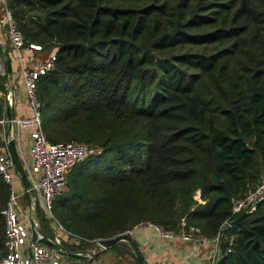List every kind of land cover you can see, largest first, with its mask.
<instances>
[{
	"label": "trees",
	"instance_id": "obj_1",
	"mask_svg": "<svg viewBox=\"0 0 264 264\" xmlns=\"http://www.w3.org/2000/svg\"><path fill=\"white\" fill-rule=\"evenodd\" d=\"M9 3L24 46L54 49L37 81L47 139L99 148L54 198L62 226L90 240L141 221L222 231L213 264H264V202L224 226L264 175V0ZM5 106L0 95V119ZM9 193L0 175V257Z\"/></svg>",
	"mask_w": 264,
	"mask_h": 264
},
{
	"label": "built area",
	"instance_id": "obj_2",
	"mask_svg": "<svg viewBox=\"0 0 264 264\" xmlns=\"http://www.w3.org/2000/svg\"><path fill=\"white\" fill-rule=\"evenodd\" d=\"M0 1L3 7L7 38L20 60V73L26 90L27 103L33 111L29 122L34 126L30 133L31 145L28 157H25L21 147L19 130L24 120L12 119V136L16 141L30 183L29 188L24 187L17 172L15 174L14 163L7 147V127H3L0 133L3 141L0 147V175L10 185L9 197L2 210L4 216V253L0 257V264H60V257L66 253L46 244L43 241V236L56 243L61 249H64L62 247L63 236L70 238L75 244L80 242L94 244L95 240L78 236L62 226L52 213L54 198L65 190L67 174L71 168L83 158L98 153L99 148L96 145L81 141L51 142L47 139L41 125V103L38 99L37 81L40 75L54 67L55 55H49L34 68L24 64L20 55V51L24 47L23 34L13 16L9 0ZM28 46L30 49L40 48V45L36 43H29ZM0 123L5 124V118L0 119ZM16 177L19 179L22 188L15 190L13 179ZM26 197L28 198L27 201ZM194 197L202 201L199 192H196ZM263 198L264 176L254 188L248 190L243 196L233 199L232 213L238 214L251 209L256 202ZM38 199L52 219L55 230L61 232L62 235L55 234L50 237L44 232L35 210ZM142 224L153 226L163 237L173 238L176 236L174 232L166 231L161 226L148 221H141L136 225ZM195 231L197 228L190 227L189 231L184 232L181 237L189 239ZM82 255L85 259L90 258V254L87 252L82 253ZM71 264H86V262L81 258H76Z\"/></svg>",
	"mask_w": 264,
	"mask_h": 264
},
{
	"label": "crops",
	"instance_id": "obj_3",
	"mask_svg": "<svg viewBox=\"0 0 264 264\" xmlns=\"http://www.w3.org/2000/svg\"><path fill=\"white\" fill-rule=\"evenodd\" d=\"M3 17V7L0 1V75L5 76L6 79L4 81V90H0V95L5 100V105L6 91L11 95L13 118L24 120L19 127L20 141L23 153L25 157H28L31 145L30 133L34 128L29 120L33 115V111L27 103L26 90L20 73V60L7 38ZM3 52L7 54L10 60L11 80H9L7 62ZM52 52H54L52 48L40 47L39 49H30L27 45L21 49L20 55L24 64L34 68L48 58ZM5 109L6 106L4 107L3 113H5ZM22 136H25L27 141V153L24 152L22 146ZM14 185L17 189L22 188L19 179L14 181ZM27 199L26 197V201ZM43 230L50 237L55 234L62 235L61 232L55 230L54 225L51 228H47V231L45 228ZM130 232L142 253L144 264H213L220 254L218 240L216 238L206 237L199 233L198 229L189 239L181 237L186 231L175 233L176 236L173 238L163 237L156 228L148 224L136 225ZM62 242L63 248L66 245L73 244V240L66 236H63ZM85 252L90 254L89 259H82L86 261V264H137L138 262L129 246L124 242H118L106 249H99L91 243L90 249ZM65 256L71 258L68 257L70 256L68 254L63 255V257Z\"/></svg>",
	"mask_w": 264,
	"mask_h": 264
},
{
	"label": "water",
	"instance_id": "obj_4",
	"mask_svg": "<svg viewBox=\"0 0 264 264\" xmlns=\"http://www.w3.org/2000/svg\"><path fill=\"white\" fill-rule=\"evenodd\" d=\"M3 55H4L5 60L7 62V70H8V74H9V80H11L10 79V77H11V75H10V60H9V57L7 56L6 53L3 52ZM11 100H12L11 95L6 91L5 120L7 123V131H8L7 147H8L9 153L11 155V158L13 160L15 170L17 172V175H18L22 185L26 188H29L30 183H29V180L26 176V173H25V170H24L21 158H20V154H19L17 146H16V141L14 140V138L12 136L13 115H12V111H11V109H12V101ZM262 202H264V198L259 200L258 202H256L251 209L244 210L242 213L235 216L234 218L226 220L224 222V226H232V225L236 224L243 217H245L246 215L251 213L253 211V209L256 208L257 206H259ZM221 236H222V231H220L218 234V242H220ZM43 241L56 250H59L61 252L67 253V254L69 253L65 249H61L56 243H54L53 241L48 239L46 236H43ZM118 242L126 243L129 246V248L131 249V251L133 252L138 263L144 264V258L142 256V253H141V251H140V249H139V247H138V245H137V243H136V241H135V239L132 236V233L130 231H125L123 233H120V234H117L115 236L105 238V239H97V240H95L94 245L97 246L99 249H106V248H110L111 246L115 245Z\"/></svg>",
	"mask_w": 264,
	"mask_h": 264
},
{
	"label": "rangeland",
	"instance_id": "obj_5",
	"mask_svg": "<svg viewBox=\"0 0 264 264\" xmlns=\"http://www.w3.org/2000/svg\"><path fill=\"white\" fill-rule=\"evenodd\" d=\"M22 140V146L24 148V152L27 153V141L25 139V136H22L21 138ZM264 175H262L263 177ZM18 179L17 178H14L13 179V182L14 181H17ZM14 189L16 190V187H14ZM36 209V213H37V216L39 218V222H40V225L41 227L44 229V228H51L52 225H54L52 219L50 218V216L46 213V211L43 209V207L41 206L40 202L38 201L37 202V205L35 207ZM68 249V247L66 248ZM90 249V245H81L80 248H74L72 249L71 251H77V252H82V251H87ZM94 251V250H93ZM76 258L72 259V258H67L66 256L62 258L60 257V264H71L72 261H75ZM86 262V261H85Z\"/></svg>",
	"mask_w": 264,
	"mask_h": 264
}]
</instances>
